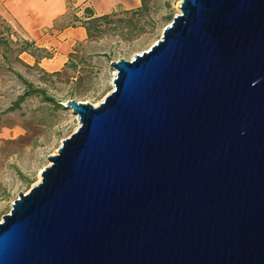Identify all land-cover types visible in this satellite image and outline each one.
<instances>
[{
  "label": "water",
  "instance_id": "95a60500",
  "mask_svg": "<svg viewBox=\"0 0 264 264\" xmlns=\"http://www.w3.org/2000/svg\"><path fill=\"white\" fill-rule=\"evenodd\" d=\"M0 221V264H264V0H181Z\"/></svg>",
  "mask_w": 264,
  "mask_h": 264
},
{
  "label": "rangeland",
  "instance_id": "374dc122",
  "mask_svg": "<svg viewBox=\"0 0 264 264\" xmlns=\"http://www.w3.org/2000/svg\"><path fill=\"white\" fill-rule=\"evenodd\" d=\"M126 1L130 3L131 0ZM180 2L181 0H149V11L131 23L127 11L137 9L141 5L140 0L137 6L127 9L117 6L114 10L117 13V23L109 25L110 29L101 36L75 44L68 54L67 61L59 70L62 71L61 77H44L37 70L28 72L16 61L11 65L36 83L38 78H44L48 93L60 101H65L66 97L72 94L78 101L97 106L113 89L115 70L110 66V62L120 58L131 60L135 54L149 49L170 24L168 16L174 18L180 13ZM71 3L70 5L78 7L77 14L81 15L85 6ZM3 17L18 36L23 38L15 23L10 18ZM46 49L51 57L44 59H51L56 51L52 48ZM70 54H73L75 70L66 66L70 62ZM20 58L28 64H33L27 57L21 55ZM2 64L4 70L0 73V221L10 212L11 205L19 193H27L39 182L41 170L50 165L48 158L57 153L62 140L70 137L79 126L77 115L70 108H55L41 103L39 99L28 100L19 111L7 112L11 99L20 91V85L14 75L5 71L7 65ZM41 68L49 73L54 72L42 66ZM77 76L82 79L75 84Z\"/></svg>",
  "mask_w": 264,
  "mask_h": 264
},
{
  "label": "trees",
  "instance_id": "16d2710c",
  "mask_svg": "<svg viewBox=\"0 0 264 264\" xmlns=\"http://www.w3.org/2000/svg\"><path fill=\"white\" fill-rule=\"evenodd\" d=\"M71 2L72 0H67V11L54 21L52 25L53 29L63 30L68 27L80 26L86 30L87 39L91 40L94 37L101 36L110 29L109 25L117 23L118 21L115 19L117 16L115 11L103 15H96L93 9L87 6L83 8L82 14L78 15V7L70 5L72 4ZM140 2L141 5L137 9L127 11L129 23L135 18L138 20V16H142L149 11V0H140ZM168 20L171 22L173 17L169 15ZM24 53L30 55L34 59L33 64H28L20 58ZM72 55L73 54H70V62L66 66L69 69L75 70L76 64L73 62ZM50 57L51 55L48 50L38 46L34 40H30L24 35L23 38L19 37L11 24L0 14V73L4 70V64L2 63H5V65H7V70L5 71L14 75L20 85V91L11 99L6 109L7 112L21 110L22 106L30 99H39L41 103L49 104L59 109H67L61 102H66L68 99H75L72 94L66 97L65 101L56 99L55 96L48 93L44 78H38V82L36 83L21 73L14 65H11L13 61H16L28 72L37 70L39 73H42L44 77H61L62 71L49 73L41 68V60ZM81 79V76H77L75 84L79 83Z\"/></svg>",
  "mask_w": 264,
  "mask_h": 264
},
{
  "label": "crops",
  "instance_id": "0c3cea01",
  "mask_svg": "<svg viewBox=\"0 0 264 264\" xmlns=\"http://www.w3.org/2000/svg\"><path fill=\"white\" fill-rule=\"evenodd\" d=\"M75 5L93 9L96 15L110 13L117 6L125 9L137 6L139 0H72ZM67 11V0H0V14L10 18L22 34L40 47L52 48L56 52L51 59H43L40 65L49 71H59L67 61L75 44L87 39L83 27H68L63 30L50 29L54 21ZM34 63L28 54H22ZM46 63V64H45Z\"/></svg>",
  "mask_w": 264,
  "mask_h": 264
}]
</instances>
